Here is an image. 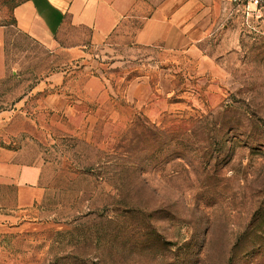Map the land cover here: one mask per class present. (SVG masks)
<instances>
[{"label": "rangeland", "instance_id": "1", "mask_svg": "<svg viewBox=\"0 0 264 264\" xmlns=\"http://www.w3.org/2000/svg\"><path fill=\"white\" fill-rule=\"evenodd\" d=\"M21 1L0 0V149L45 195L0 206V264H264V5L196 0L184 47L130 29L76 59L13 26Z\"/></svg>", "mask_w": 264, "mask_h": 264}, {"label": "crops", "instance_id": "2", "mask_svg": "<svg viewBox=\"0 0 264 264\" xmlns=\"http://www.w3.org/2000/svg\"><path fill=\"white\" fill-rule=\"evenodd\" d=\"M150 8V11H149ZM196 0H22L13 9V26L49 50L64 49L80 58L131 32L133 43L178 49L197 37ZM7 27L0 26V79L8 74ZM45 195L42 169L0 149V206H34Z\"/></svg>", "mask_w": 264, "mask_h": 264}, {"label": "built area", "instance_id": "3", "mask_svg": "<svg viewBox=\"0 0 264 264\" xmlns=\"http://www.w3.org/2000/svg\"><path fill=\"white\" fill-rule=\"evenodd\" d=\"M230 2L240 6L246 11L248 14H253L260 7L264 5V0H229Z\"/></svg>", "mask_w": 264, "mask_h": 264}, {"label": "trees", "instance_id": "4", "mask_svg": "<svg viewBox=\"0 0 264 264\" xmlns=\"http://www.w3.org/2000/svg\"><path fill=\"white\" fill-rule=\"evenodd\" d=\"M15 21V20H14Z\"/></svg>", "mask_w": 264, "mask_h": 264}]
</instances>
